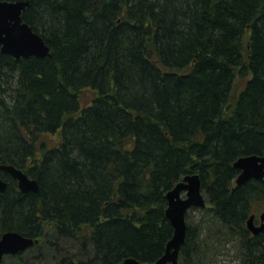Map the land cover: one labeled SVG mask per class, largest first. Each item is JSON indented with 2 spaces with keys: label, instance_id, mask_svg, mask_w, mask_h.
I'll return each mask as SVG.
<instances>
[{
  "label": "trees",
  "instance_id": "trees-1",
  "mask_svg": "<svg viewBox=\"0 0 264 264\" xmlns=\"http://www.w3.org/2000/svg\"><path fill=\"white\" fill-rule=\"evenodd\" d=\"M29 4L24 20L53 55L17 59L0 44V164L24 168L40 189L21 192L2 172L0 237H34L32 249L59 254L55 264L154 262L174 233L166 192L200 172L210 205L197 237L188 227L181 261L203 264L210 217V240L236 237L239 264H264V231L246 224L264 180L237 184L233 164L264 154V0ZM59 130L58 145H38Z\"/></svg>",
  "mask_w": 264,
  "mask_h": 264
},
{
  "label": "water",
  "instance_id": "water-1",
  "mask_svg": "<svg viewBox=\"0 0 264 264\" xmlns=\"http://www.w3.org/2000/svg\"><path fill=\"white\" fill-rule=\"evenodd\" d=\"M30 0H0V44L2 51L10 53L17 59L22 57L52 56L45 38L29 25L23 16V11L30 5ZM234 166L240 169L236 177L237 183L243 184L251 178L264 180V154L242 155ZM8 172L12 178L19 181L20 189L37 192L39 182L29 177L28 173L14 164L1 163L0 173ZM8 182L0 177V192L5 191ZM201 175L190 173L178 181L175 187L167 194L166 216L174 228V234L166 245L165 253L154 262L140 261L135 257H128L119 264H179L182 246L188 234L187 212L192 207H206L207 200L204 194ZM184 194H186L184 196ZM255 216L247 220V225L254 234L264 231V212L261 215V224L254 225ZM37 240L31 236L22 235L18 231H6L0 238V263L5 254H17L31 247Z\"/></svg>",
  "mask_w": 264,
  "mask_h": 264
},
{
  "label": "rangeland",
  "instance_id": "rangeland-1",
  "mask_svg": "<svg viewBox=\"0 0 264 264\" xmlns=\"http://www.w3.org/2000/svg\"><path fill=\"white\" fill-rule=\"evenodd\" d=\"M245 80L238 79L236 82L237 91L240 90L241 85ZM81 106H86L88 104H91V101L95 97V92L93 89H86L81 93ZM234 98V94H233ZM61 130L57 131V133H46L45 135H40L38 137V145L42 147L43 143H46L49 145H58L61 141ZM210 205V204H209ZM261 207V206H260ZM263 207L260 209L262 211ZM259 211V212H260ZM187 224L188 227L191 228V231H195L196 233L200 232L197 226L201 223V218L203 216V213L201 212V207L199 208H191L187 212ZM212 221V218L207 217V221L203 222V227L207 226L206 230H202L201 233H199V241H203V243H207L205 245V249L208 250L206 257L203 260V264H239V256L241 254V249L236 247V240L237 238H230L226 242L222 239L210 240L211 237L208 238L207 233L210 231L209 226H212L213 224L210 222ZM202 226V225H201ZM222 229L221 226H217L215 231ZM224 230V229H223ZM211 232L212 229H211ZM215 234V232H214ZM202 243V242H201ZM53 249H48L47 247L42 245V250L40 249H32L28 248L24 252L23 255L19 258L11 257V256H5V260L1 264H55L59 259V254L56 251H53ZM182 255V253H181ZM189 254L187 258L193 259L194 253ZM182 259H185L184 256H181L179 258L180 264H186L185 261H181Z\"/></svg>",
  "mask_w": 264,
  "mask_h": 264
},
{
  "label": "bare ground",
  "instance_id": "bare-ground-1",
  "mask_svg": "<svg viewBox=\"0 0 264 264\" xmlns=\"http://www.w3.org/2000/svg\"><path fill=\"white\" fill-rule=\"evenodd\" d=\"M248 155H250V154H248ZM260 155H262V154H260ZM236 160H237V159H236ZM236 160H235V161H236ZM235 161H234V162H235ZM233 164H234V163H233ZM19 168H21L23 171L25 170V169L22 168V167H19ZM236 168H237V167H236ZM238 169H239V168H238ZM239 170H240V169H239ZM25 171H26V170H25ZM5 172H6V171H5ZM26 172H27V171H26ZM7 173H8V172H7ZM27 173H28V172H27ZM197 173L200 174V172H197ZM239 173H240V172H239ZM189 174H190V173H189ZM28 175H29V173H28ZM9 176L12 178L11 175H9ZM237 176H238V175H237ZM29 177H31V176L29 175ZM1 178L5 179V180L8 182V186H7V188H8V187L10 186V182L8 181V179L5 178V177H3V176H1ZM32 178H33V177H32ZM255 178H256V177H255ZM255 178H254V179H255ZM12 179L15 180V182L18 184V185H16V184H15V185L20 189L19 181H18L16 178H14V177H13ZM34 179H35V178H34ZM251 179H253V178H251ZM235 180H237V179H235ZM249 180H250V179H249ZM262 180H263V179H262ZM247 181H248V180H247ZM245 182H246V181H245ZM177 183H178V182H177ZM177 183H176V184H177ZM176 184H175V185H176ZM237 184H238V183H237ZM174 187H175V186H174ZM174 187H173V188H174ZM7 188H6L5 191H7ZM173 188H170L169 190H171V189H173ZM169 190H168V191H169ZM5 191H3V192H5ZM20 191H21V192H24L22 189H20ZM168 191H167V192H168ZM25 192H28V191H25ZM25 192H24V193H25ZM167 192H166V193H167ZM260 206H263V205H258V203L255 202V201H253V202H252V201H249V206H248V209H247V211L249 212L248 218H250V217L252 216L251 214H252L253 210H256V209H259V210H260V209H261ZM248 218H247V219H248ZM262 232H263V231H262ZM259 233H260V232H259ZM173 234H174V233H173ZM191 234H192V237H197V234H198V233H196L195 231H191ZM257 234H258V233H257ZM257 234H255V235H257ZM172 236H173V235H172ZM192 237L190 238V239H191V243H192V240H193ZM171 238H172V237H171ZM171 238H170V239H171ZM170 239H169V241H170ZM186 239H187V237H186ZM186 242H187V240H186ZM186 242H185V244H186ZM202 243H203V241H202ZM185 244H184V245H185ZM184 245H183V246H184ZM183 246H182V247H183Z\"/></svg>",
  "mask_w": 264,
  "mask_h": 264
},
{
  "label": "flooded vegetation",
  "instance_id": "flooded-vegetation-1",
  "mask_svg": "<svg viewBox=\"0 0 264 264\" xmlns=\"http://www.w3.org/2000/svg\"><path fill=\"white\" fill-rule=\"evenodd\" d=\"M2 172H5V171H2ZM2 172L0 173V177H1V174H2ZM7 173V172H6ZM8 175H10L9 173H7ZM8 179V178H7ZM8 181L10 182V180L8 179ZM15 184L16 185H18L16 182H15ZM16 188L17 189H19L17 186H16ZM20 190V189H19ZM3 192V191H2ZM2 192H0V193H2ZM263 206H261V208L263 207V209H262V211H260L259 209H256V210H253V212H252V214L251 215H254L255 216V218H254V225H256L257 226V224L259 225V224H261L262 223V220H261V215H262V213L264 212V203L262 204ZM260 211V212H259ZM248 220V219H247ZM247 220H246V224H247ZM3 235V234H2ZM2 235H1V237H2ZM26 236V235H25ZM0 237V238H1ZM19 253H21V252H18L17 254H19ZM17 254H5V256H14V257H16L17 256ZM5 256H4V258H3V261L5 260ZM2 261V262H3Z\"/></svg>",
  "mask_w": 264,
  "mask_h": 264
}]
</instances>
